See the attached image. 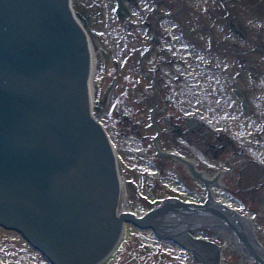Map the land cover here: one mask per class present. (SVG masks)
<instances>
[{
    "label": "water",
    "instance_id": "95a60500",
    "mask_svg": "<svg viewBox=\"0 0 264 264\" xmlns=\"http://www.w3.org/2000/svg\"><path fill=\"white\" fill-rule=\"evenodd\" d=\"M83 21L72 0H0V226L52 264L100 263L126 221L195 252L211 242L189 235L194 227L237 235L264 264L252 224L212 201H169L141 217L121 209L115 150L94 115L100 106L91 98V32Z\"/></svg>",
    "mask_w": 264,
    "mask_h": 264
},
{
    "label": "rangeland",
    "instance_id": "374dc122",
    "mask_svg": "<svg viewBox=\"0 0 264 264\" xmlns=\"http://www.w3.org/2000/svg\"><path fill=\"white\" fill-rule=\"evenodd\" d=\"M198 1L200 3H206L207 0ZM244 1L246 2V4H248V6L244 3ZM251 1L252 0H235L226 2V7H229L228 13L230 16V20H233L235 22L241 21L242 26L245 28L244 30L247 33H253L254 36H257L260 29L259 26L262 24V22H264V19L256 15V7L260 8V3L261 6L264 7V0H259V2L255 5L250 4ZM185 2L186 7L182 5V12L188 7H195L196 9H200L197 4L194 3L195 0L194 2L191 0V3L189 2V0ZM73 5L78 10V12H80L82 16H84L88 20L85 23L87 25V29L91 32L90 37L92 46L94 47V53L97 58V67L94 71L92 79L95 88L94 101L97 100L99 105L100 98L102 94L104 95V97H102V107L99 109H95V112L100 121H102V123L105 125L118 151L119 171L122 177V183L124 184L121 206L141 213L149 207L148 204L146 205L144 202H142V196L159 197L161 194L164 195L165 193H177V191H179L181 192V194L188 197L197 198L198 196H196L195 194L191 196L190 193L185 191L186 182L183 183V181L179 179L178 174L182 173L183 175H186L182 171H179L181 170L182 165L177 163L173 158L168 156L165 157V155L161 154L160 152L158 153L155 150L153 136L156 132L151 120L150 108L147 107L150 105H146V108H142L143 106L139 104L137 106V109L139 111L136 113V115H134L136 111L135 109H131L130 111L132 113L131 116H133L132 118L134 119V122L140 121V123H142V121L145 120L144 122L146 123V125L142 126L144 128V130L142 129V133L147 134L146 137H144V135L136 134L135 129H133L132 127L133 123L129 124L128 119L124 116V114L122 115L120 113L116 117L117 104H126L130 102V100H136L138 97L141 99L145 98L141 96L140 90H138V92L135 94L136 99L129 100V96L128 98H126V95H128V90L123 79L124 75L127 73V66L132 65L134 61H136V58H134V56L132 58V54L129 55V53L131 52V46L136 44L132 40L130 31L126 30V21H118L117 19H115L116 17L113 13V8L115 5L114 0H73ZM214 10L216 13L219 12L216 7L214 8ZM102 12L103 14L102 16H100V13ZM175 12H178V10L174 11L173 15L176 14ZM180 16H182V13L180 14ZM262 16L264 17V15ZM182 18L184 17L182 16ZM222 20L223 18L216 16V21L222 22ZM197 22L200 23L198 19ZM204 22L208 24L209 20L204 17ZM251 24H253L254 27ZM190 25L194 26L192 22L190 23ZM120 27H122L123 29H121ZM138 33L141 32L138 31ZM221 33L222 27H216L214 32L212 33V39L215 40V35H220ZM201 34L202 33L197 34L198 38L199 36H201L204 37V40H206L207 34L203 36ZM260 36L264 38V32L260 34ZM137 47L138 46L136 45L132 48L135 49ZM102 48H105V51L110 53L108 55V59L104 56V54L101 55L100 51ZM229 56L230 57L225 59L221 65H224L227 61H230V63H232L231 61H234V63L236 62L237 57L231 55V52ZM103 64H106L105 67L103 66ZM183 65L191 67L193 64ZM236 67L237 66H235V68ZM200 68L201 69L198 68L196 72L191 71L194 76L192 79L187 80L183 84L181 82H178L181 87L177 91L176 89L173 90L172 95L175 96L176 94H184L187 97L190 94L198 95L197 99H195V102H197L196 106L198 110L201 111L205 109L204 111L208 112L207 116H204L201 114V112H199V115L202 117L204 123L206 121L205 119H207L208 122V118L213 117L211 130H209L210 136H212L214 129L218 128V124H221L222 120H220V117L225 112L227 115L233 114L235 117L241 114V112L237 107L236 99L225 88L226 79L222 76V74H225L224 72L227 71H221V68ZM258 68L264 69V62H262V65H260V67ZM180 71L182 73L190 72L187 70ZM134 72H137L136 68L134 69ZM253 72L255 73V69L253 70ZM263 75L264 74L261 73L257 81L254 80V83L257 84V93L259 94V98H257L258 103L264 106ZM166 76L169 78L170 74L167 73ZM138 78L140 77L138 76ZM114 79L116 80V83L112 87L111 81ZM227 79L230 83L229 86H232L233 83L230 78ZM250 79L253 81L252 77H250ZM150 82L151 80L147 77L144 80L143 84L144 86H148L147 84ZM246 84L249 85L250 80H248ZM129 92L132 95V90L129 89ZM232 100L234 101V107L228 106V104L231 105ZM175 107V104H173V106L170 107V110H173V108ZM166 113L167 112L165 110L163 114ZM261 113L264 112L261 111ZM161 116L162 113H159L158 111H155L153 113V121L157 122L158 125H160L161 129L164 130L162 136L157 140L159 147L161 149H164V141L168 138V133L165 129L166 127H169V125L161 120ZM242 117L244 118V120H246L249 119L250 116L243 114ZM201 132H199L198 134H201ZM149 135H152V137ZM175 140L179 142L182 140V138L175 136ZM184 143V147L186 148V150L189 151L190 149L191 151V148L193 147L192 144L186 142ZM188 154H190V152ZM201 154L202 150L199 149V157H201ZM200 165L201 163H199V166ZM155 177L157 182L162 184L161 187H168H165V189L158 194L156 193L158 192L159 188L154 194L148 188L151 187L150 181H152ZM229 177L230 176L225 177V181L228 182L229 180V182H232ZM181 185H184L185 188H182ZM214 188L215 186H213V189ZM220 191V189L215 188V195L217 198H220L221 200L229 203L237 209H241L238 201L234 197L230 196L232 194L225 195L224 197L219 194ZM257 228L259 227L257 226ZM199 232L204 234V231ZM236 239H238L237 235ZM123 240L130 241V244H132V241L134 240H139L143 243H146L149 246L150 251L145 253L144 255H149V257H146L145 261L142 262L140 258H138L135 254L133 257H131L130 254L127 253V250H125L122 257L117 262H114V264H122L119 262L122 259V261H124L123 264H162L164 261L160 256V254L162 253L161 251L170 249L168 247L169 241H161L153 235L151 230H140L132 224H127L126 233ZM159 248H161V251L158 250ZM0 264L50 263L47 261L43 254L31 247L19 233H17L16 231H6L4 228L0 227ZM225 264H240L238 261V255L234 254L231 251L230 247H227L225 249ZM245 264L249 263L247 262Z\"/></svg>",
    "mask_w": 264,
    "mask_h": 264
},
{
    "label": "flooded vegetation",
    "instance_id": "af4514ba",
    "mask_svg": "<svg viewBox=\"0 0 264 264\" xmlns=\"http://www.w3.org/2000/svg\"><path fill=\"white\" fill-rule=\"evenodd\" d=\"M132 1L130 3V7H134V9L129 11V16H130V23L133 25L135 24V21L137 20L134 13L137 10L138 11V16L143 18V21L145 23H149L150 27H156L155 21H156V15L155 19L151 21V13H156L159 9L160 6L163 4L168 7V9L172 12L177 11L181 13L182 10V3L181 0H144V2H141L140 0H130ZM210 1L207 0L206 3H209ZM213 4V3H212ZM153 8V11L149 9V7ZM141 9H146V12L142 11ZM206 17L208 20L213 21L212 16L213 12H209V8L206 6ZM260 14L264 15L263 10L260 11ZM264 19V17H261ZM230 21V20H229ZM253 27L254 25L251 24ZM242 26V25H241ZM230 28L232 30L231 33H227L226 37L224 39L227 40V37L229 35H232V40L229 41L228 48L233 49V55L237 57L236 63L238 64L234 77H233V86L229 89L231 94H233V97L237 100V106L240 107L243 110V100H246L247 103V110L252 111L251 115L254 117V115L260 113L264 109V106L258 105V99L259 94L257 93V88L254 83V80L257 79V77L260 75V73H263L264 69L258 68L260 65H262V62H264V38L260 36L264 32V22L259 26V32L257 36H254V34H249L247 33L243 26L242 28H239L237 25H234L232 22H230ZM213 26H208L206 29H203L202 24H198L196 26V33H200L202 31H206L208 35H212L213 33ZM132 34H134L136 37H138L134 31H132ZM195 34V33H194ZM143 42H150V46H152V50H155L157 55H160V50L155 49L154 47L159 44V40L154 36V34H149L146 37L141 38ZM225 47V45H223ZM214 50V46H210L207 49H205L206 55H211L212 51ZM145 53L143 52L142 55L140 56V62L137 64L138 71L142 72L145 68V73L144 75L147 77H151V80L154 83H160L162 82L161 79L156 78V73L158 71V67L155 65H152L150 68L148 65H144L142 63V59H144ZM223 57H226V55L223 53ZM197 57H198V52L192 56V59L197 62ZM160 62V60H159ZM207 68H211L212 65L211 63H204ZM234 68V65H228V67H225L224 69L227 71H231V69ZM255 69V73L253 70ZM151 72H150V71ZM245 72V74H244ZM250 77L253 78V81L250 79ZM250 80V84L247 85V81ZM134 81L137 82V85H140V82L136 80L134 77ZM161 87H166L167 83H162L160 85ZM198 95L193 94V96H190L187 99L186 106L188 107L189 111V116H179L177 119H173L174 115L173 113H169L168 117H165L162 115L163 121L168 120L169 123V134L168 138L166 140V143L169 144L170 147H177L180 149V151H186V148L181 142H177L175 140V135L180 134L184 140H188L197 147L199 150V140H198V130L199 127L197 125V121L195 119L196 111H197V106L194 104V100L197 99ZM254 99V100H253ZM257 103L253 107V104L251 102ZM168 106V98L167 97H161V100L158 98L156 102V108H154V111H158L159 113H162L166 110ZM231 107H234V103L231 102ZM157 109V110H156ZM233 116V114H231ZM258 118H261L260 115H257ZM169 118V119H168ZM184 120V125L185 127L180 126V121L179 119ZM191 130L190 134L188 133V130ZM194 131V132H193ZM161 137V134H160ZM220 137V136H219ZM206 140V138H204ZM203 140V141H204ZM215 145V144H213ZM225 147L226 145H219V149L222 147ZM194 146L191 148V151L193 150ZM258 149V148H256ZM190 151V149H189ZM231 151L233 152L232 156H237L238 154L244 153V155L239 157V160L236 162H232L228 157H225V161L227 164H229V170L223 173L220 178L215 177V175L212 177L213 174H211L212 181L217 182L225 178L226 176H232L230 178L233 181V185L239 186V189L243 191L244 193L248 194V197H243V200L241 202L243 211H245L248 214H253L257 215L259 219L264 220V146L259 150V153H256L253 150H245L243 152L242 147L237 148L233 147L231 148ZM199 153V152H198ZM192 154L194 155L193 151ZM172 156V155H171ZM173 157V156H172ZM258 157H260L263 161H258ZM247 160V161H246ZM211 160L207 158V164H202V167L206 170H211L213 167H210L212 164L210 162ZM198 162V161H197ZM200 163V162H199ZM179 164L185 166L182 162H179ZM238 170L234 171V167ZM235 173H238L239 175H243L242 182L241 180H237L238 177H236ZM255 175V183L251 182V175ZM197 183L201 185L202 190L205 189V185L196 180ZM191 189L194 190L195 193H201V189L198 185H191ZM233 189V187H231ZM206 192V189H205ZM141 241H134V243L130 246H127V253L128 254H136L138 247L144 248L142 244L140 243ZM170 246V245H169ZM170 249H166L165 251L170 253L167 254L166 256L161 255L163 261L165 264H179L178 262H173L174 256L176 255L178 259L185 264H194V258L192 255H190L188 252H182L178 251L176 247H169ZM181 250V249H180ZM123 249L119 250L111 264H114V262H117L122 255L124 254ZM146 251H150L149 247H147ZM173 254V255H171ZM133 257V256H132ZM130 258V257H129ZM125 259V258H124ZM123 260V259H122ZM120 260V263H124V261ZM142 260H145V257H142ZM168 260H171V262H168Z\"/></svg>",
    "mask_w": 264,
    "mask_h": 264
},
{
    "label": "bare ground",
    "instance_id": "6f19581e",
    "mask_svg": "<svg viewBox=\"0 0 264 264\" xmlns=\"http://www.w3.org/2000/svg\"><path fill=\"white\" fill-rule=\"evenodd\" d=\"M92 46V45H91ZM92 48H93V50H92V55H93V57H92V73H91V84H90V90H91V94H92V98H94V91H95V88H94V85H93V74H94V71H95V69H96V67H97V58H96V56H95V50H94V47L92 46ZM123 186V190H124V184L122 185ZM122 205V204H121ZM121 209H127V208H124V206H122L121 207ZM128 210H130V209H128ZM201 228H205V227H201ZM192 230H196V228L194 227ZM192 230H190V231H192ZM227 244H229V240H227ZM256 245H258V244H261V241H258V244L257 243H255ZM226 245V244H225ZM232 245V244H231ZM229 246H230V244H229ZM234 247H235V245H234ZM227 248V246L225 247V249ZM250 260H252V257L251 258H249Z\"/></svg>",
    "mask_w": 264,
    "mask_h": 264
},
{
    "label": "trees",
    "instance_id": "16d2710c",
    "mask_svg": "<svg viewBox=\"0 0 264 264\" xmlns=\"http://www.w3.org/2000/svg\"><path fill=\"white\" fill-rule=\"evenodd\" d=\"M255 2H256V0H252V2L250 4L254 5Z\"/></svg>",
    "mask_w": 264,
    "mask_h": 264
}]
</instances>
